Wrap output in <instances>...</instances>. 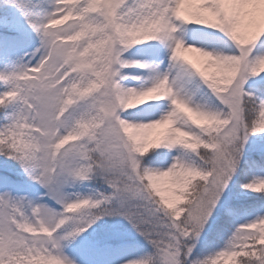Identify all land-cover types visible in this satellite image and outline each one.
Masks as SVG:
<instances>
[{
  "label": "snow or ice",
  "instance_id": "1",
  "mask_svg": "<svg viewBox=\"0 0 264 264\" xmlns=\"http://www.w3.org/2000/svg\"><path fill=\"white\" fill-rule=\"evenodd\" d=\"M0 264H264V0H0Z\"/></svg>",
  "mask_w": 264,
  "mask_h": 264
}]
</instances>
